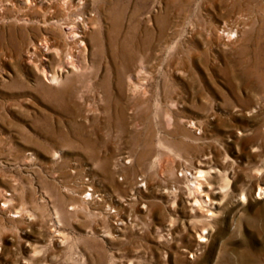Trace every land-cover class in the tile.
<instances>
[{"label":"rangeland","instance_id":"rangeland-1","mask_svg":"<svg viewBox=\"0 0 264 264\" xmlns=\"http://www.w3.org/2000/svg\"><path fill=\"white\" fill-rule=\"evenodd\" d=\"M58 2L0 0V264H264V0L68 1L76 67Z\"/></svg>","mask_w":264,"mask_h":264},{"label":"bare ground","instance_id":"bare-ground-1","mask_svg":"<svg viewBox=\"0 0 264 264\" xmlns=\"http://www.w3.org/2000/svg\"><path fill=\"white\" fill-rule=\"evenodd\" d=\"M35 1L36 0H25V4L27 9H31L32 6L35 5ZM71 1V2H75V0H59V4H61V9H62V21L59 22L58 18H56V16L52 17V16H39L38 18H35L36 21L39 24H45L48 26V28H50L53 31L54 35L52 37H50L49 39H47L48 37H43V42L40 43V48L43 52V55H46L47 51L52 49L61 60H65L66 64H69L73 67L77 66V63L79 61V57L80 54L84 51L85 45H84V38L83 35L86 31H84L81 27L85 26V24L89 21L87 18H74L72 17V12H71V8H69L68 10H64V8L67 6V2ZM82 1V3L86 0H80ZM78 4V2H77ZM76 4V5H77ZM78 6V5H77ZM0 7L2 8V5H0ZM0 8V9H1ZM60 10V8H59ZM33 17L29 14V13H21L20 16V20L23 22H30V20ZM60 18V17H59ZM61 24H72V25H78L80 28V32L75 30V29H70V30H65V28L63 26H61ZM241 24L238 23L236 24V27H241ZM224 29V28H223ZM225 30V29H224ZM230 32L231 30H227V34H222V36H217V39L219 41H223L224 42H228L230 40ZM68 37H71L73 41L68 40ZM216 39V40H217ZM86 42V41H85ZM69 44V46L67 47V45ZM38 47V46H37ZM74 47L73 51L71 50ZM34 66L36 67V69L42 73L43 77H45L46 79L48 78V70L46 69V67L44 66V64H42L41 62V58L36 61L34 63ZM51 72V71H50ZM51 78L56 77L55 73H52L49 75ZM56 79V78H55ZM127 89L128 90H132L134 92L141 90V85H137L136 83H127ZM198 174H196V172H187V175L185 173V176L190 178L192 181V184L190 185V188L192 190L191 193L195 194L194 197V203L197 205H195V211H199L200 214H203L204 212H202V207L203 206H210V203L205 202L204 200H202V196L208 197L210 200L212 199V195L213 192L211 190L208 189H204L202 188V183L203 181H201L202 177L204 176L203 171L202 170H198L197 171ZM205 177V176H204ZM257 187V197L258 199L263 198L264 197V184H260L258 183L256 185ZM190 190V191H191ZM205 203V205L203 204ZM209 210V209H208ZM201 229V228H200ZM199 236H202L201 234H199Z\"/></svg>","mask_w":264,"mask_h":264}]
</instances>
